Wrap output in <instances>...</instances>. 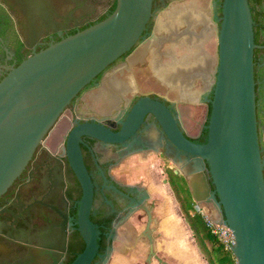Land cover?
<instances>
[{"label":"flooded vegetation","instance_id":"1","mask_svg":"<svg viewBox=\"0 0 264 264\" xmlns=\"http://www.w3.org/2000/svg\"><path fill=\"white\" fill-rule=\"evenodd\" d=\"M222 2L153 1L152 16L137 43L82 88L63 112L60 130L40 144L11 192L0 197V264H71L84 250L86 244L77 227L82 188L65 153L66 137L76 126L98 123L117 133L135 104L149 97L167 106L189 139L203 143L208 138V99L213 95L206 92L204 78L197 74L215 68L214 49L210 45L217 37L216 24H221ZM114 4L115 0L53 3L57 19L64 24L60 26L61 30L65 28L64 37L103 20L111 14ZM259 28L264 37V27ZM28 30V19L18 3L0 0V78L32 54L27 46ZM61 38L58 33L44 34L36 50ZM26 49L31 51L30 55H26ZM254 61L258 131L264 158V48L255 49ZM147 64L155 83L169 86L170 92L144 90L135 69L139 71ZM113 71L114 75H110ZM174 76L183 79L185 85L173 83ZM201 108L204 116L198 119ZM191 128L197 129L195 135L189 133ZM81 147L95 184L91 219L100 231L92 264H104L114 246L118 226L135 209L140 207L145 222L148 221L143 205L151 208L152 218L159 225L151 233L155 248L158 247L152 255L154 263L202 264L193 257L198 245L187 221L175 215L174 207L179 203L168 180V170L172 169L188 182L193 168L153 113L148 112L137 130L123 140L105 143L84 136ZM149 159L162 170L160 185L146 173ZM130 164L134 172L125 167ZM202 258L205 259L203 253Z\"/></svg>","mask_w":264,"mask_h":264},{"label":"water","instance_id":"2","mask_svg":"<svg viewBox=\"0 0 264 264\" xmlns=\"http://www.w3.org/2000/svg\"><path fill=\"white\" fill-rule=\"evenodd\" d=\"M13 1L28 19L27 46L32 54L0 80V197L22 174L40 144L60 130L63 112L82 88L137 43L152 16L154 0H115L116 8L106 18L65 37L54 0ZM220 20V26L216 24L217 64L212 72L197 74L203 76L206 92L213 95L208 99L211 113L205 143L189 139L167 106L149 97L135 104L117 133L98 123H84L67 135L65 153L82 188L77 227L86 244L71 264H92L100 234L91 219L95 184L84 160L83 137L105 143L123 140L137 130L148 112L157 117L172 144L192 165L188 185L195 209L208 212L213 223L229 227L237 264H264V158L254 61L255 49L264 46L255 43L248 0H223ZM50 33L62 38L37 51L40 38ZM142 208L148 213L142 239L133 246L139 234L128 220L141 211L138 207L118 226L104 264H123V257L140 250L141 240L148 242L147 259L152 264L155 243L151 233L157 222L150 207ZM115 252L121 253L120 260L115 259Z\"/></svg>","mask_w":264,"mask_h":264},{"label":"trees","instance_id":"3","mask_svg":"<svg viewBox=\"0 0 264 264\" xmlns=\"http://www.w3.org/2000/svg\"><path fill=\"white\" fill-rule=\"evenodd\" d=\"M248 1L254 21L255 42L264 43V37L261 29L259 28L260 26L264 27V0ZM115 8L116 4L112 7V12ZM41 49L43 48H38V51ZM25 53L26 55H30L31 51L26 49ZM24 59L25 58L20 60L19 64ZM1 79L2 78H0V80ZM206 141L207 139L205 137V139H203V143ZM168 174V180L179 203L183 217L187 221L196 244L203 253L208 264H237V259L232 248L228 247L224 241L213 232L205 215L201 211H197L195 209L196 202L194 201L186 178L182 175L175 174L172 169L168 170ZM16 181H18V178L4 195L11 192L12 187L16 185ZM4 195H2L1 198Z\"/></svg>","mask_w":264,"mask_h":264},{"label":"rangeland","instance_id":"4","mask_svg":"<svg viewBox=\"0 0 264 264\" xmlns=\"http://www.w3.org/2000/svg\"><path fill=\"white\" fill-rule=\"evenodd\" d=\"M211 49H214V67L216 66L217 64V37L215 35V38H214V44L212 46V44L210 45ZM135 71H137L136 73L138 74V78L140 80V83L143 84V87H144V90L145 91H155V92H160V93H163L164 91H167V92H170V88L169 86H165L163 84H161V82L157 81V83H160V85L156 84L154 79L155 77H153V75L151 74V66H149L148 64L145 65L143 67V69H140L138 71V69H135ZM172 90H174L173 88H171ZM179 90V89H178ZM204 110L201 108L199 109L198 111V119H202L203 116H204ZM197 132V129H189V133L190 134H193L195 135ZM147 165H146V173H148V175L150 176V178L152 179V181L157 185H160L161 184V172L162 170L158 167V164L156 163V161L152 160V159H149L147 161ZM164 164V163H163ZM135 166H139V165H135ZM165 167V165H163ZM162 166V168L164 169V167ZM127 168H131V171L134 172V170L132 169L133 165L130 164V165H127L125 166ZM123 172H125V169L122 170ZM121 171V172H122ZM174 210L176 211V216L177 218H182L183 217V214L181 213L180 211V208H179V205L178 204H175V207H174ZM202 212V211H201ZM205 217L211 221H212V218L210 216V214L206 211H203ZM169 216V214H168ZM184 218V217H183ZM182 218V220H183ZM132 225V227L134 226L135 227V230L136 232L139 234L136 238H135V241L133 240V246L136 244L137 242V239H142V236L140 235L141 231L144 229L145 227V218H144V215L141 211L139 212H136V213H133L129 219H128ZM185 220V218H184ZM183 220V221H184ZM159 222V221H158ZM158 223H157V226H154L153 227V231L158 227ZM139 245H141L140 247V250L139 251H135V252H131L128 254V258H122L123 260V264H149V260L147 259V253H148V250H147V247H148V242L147 240H141V241H138ZM123 247H119V249H121ZM155 250H158V247L155 248ZM114 256H115V259L116 260H120L121 259V253L119 254L118 252H115L114 253ZM152 264H155L154 263V260L152 259L151 261ZM122 264V263H121Z\"/></svg>","mask_w":264,"mask_h":264},{"label":"built area","instance_id":"5","mask_svg":"<svg viewBox=\"0 0 264 264\" xmlns=\"http://www.w3.org/2000/svg\"><path fill=\"white\" fill-rule=\"evenodd\" d=\"M207 221L209 225L212 227L213 232L217 234L228 247L232 248V246L235 244V238L229 227L224 225H217L209 221L208 219Z\"/></svg>","mask_w":264,"mask_h":264},{"label":"crops","instance_id":"6","mask_svg":"<svg viewBox=\"0 0 264 264\" xmlns=\"http://www.w3.org/2000/svg\"><path fill=\"white\" fill-rule=\"evenodd\" d=\"M193 253L195 254L193 257L196 258L197 262L200 261L202 264H208L207 260L202 258V253L197 246L194 247Z\"/></svg>","mask_w":264,"mask_h":264},{"label":"bare ground","instance_id":"7","mask_svg":"<svg viewBox=\"0 0 264 264\" xmlns=\"http://www.w3.org/2000/svg\"><path fill=\"white\" fill-rule=\"evenodd\" d=\"M141 56V55H140ZM142 57V56H141ZM172 81H174L173 83H175V84H182L183 86L185 85V83H183V79H181L180 77H179V79L177 78V77H175L174 76V78L173 79H171Z\"/></svg>","mask_w":264,"mask_h":264}]
</instances>
